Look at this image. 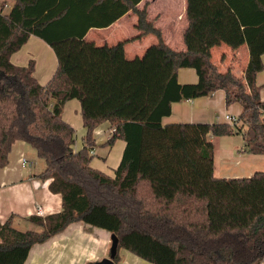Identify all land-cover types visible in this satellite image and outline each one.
I'll return each mask as SVG.
<instances>
[{
  "label": "trees",
  "instance_id": "trees-1",
  "mask_svg": "<svg viewBox=\"0 0 264 264\" xmlns=\"http://www.w3.org/2000/svg\"><path fill=\"white\" fill-rule=\"evenodd\" d=\"M139 1L13 0L7 12L0 8V167L13 143L24 141L44 162L37 176L50 179L49 190L61 196L58 212L28 217L40 231L15 228L11 216L0 221V264H23L33 244L76 221L116 234L115 262L125 249L152 264L264 263V171L215 176L208 139L241 133L243 151L264 155V100L256 83L263 68L264 0H224L249 50L242 77L211 61L206 24L195 28L199 15L191 0L183 51L163 41ZM128 11L137 16L134 38L157 37L140 57L124 53L134 38L99 46L83 39L90 28L106 27ZM30 35L51 45L58 58L44 85L33 75V60H10ZM181 67L194 68L197 81L179 83ZM218 89L227 105L241 106L233 125L161 123L172 102ZM72 98L80 102L85 128L77 150L75 130L61 116ZM104 121L113 129L105 145L125 141L113 176L90 165L93 130Z\"/></svg>",
  "mask_w": 264,
  "mask_h": 264
},
{
  "label": "crops",
  "instance_id": "crops-1",
  "mask_svg": "<svg viewBox=\"0 0 264 264\" xmlns=\"http://www.w3.org/2000/svg\"><path fill=\"white\" fill-rule=\"evenodd\" d=\"M144 6L148 20L161 31L163 41L174 50H185L183 33L188 25L187 1L140 0L137 4V8ZM191 11L199 15L195 28L206 24L204 36L206 41L212 44L211 61L217 69L222 72L230 70L236 76L242 77L249 59V50L234 12L224 0H191ZM136 23V14L128 11L106 27L90 28L83 39L96 46L112 45L119 40L132 39L140 33L135 27ZM155 43L157 37L153 33L129 40L124 44L125 56L128 59L140 57L148 46ZM261 59L263 68L256 75V83L261 86L260 97L264 100V53L261 54ZM10 60L16 65H27L29 60H33V75L42 85L47 83L58 65L57 55L51 45L34 35H30L26 42L11 54ZM197 79L194 68L181 67L177 70V81L181 84L195 83ZM240 111V104L233 102L227 105L224 90L218 89L209 95L172 102L170 113L162 117L161 123L165 125L228 122L224 114L237 117ZM61 116L74 128L75 138L77 134L84 136L85 128L79 100L76 98L67 100ZM93 135L94 156L90 165L113 176L114 169L121 159L125 141L118 138L112 145L104 144L111 135V126L107 121L96 126ZM27 146L31 147L24 141H15L6 165L0 167V221L3 222L11 216L15 228L40 231V226L32 223L28 217L58 212L61 209V196L49 190L50 179L42 180L37 176L43 170L44 163L37 161L38 170L32 169L30 160L25 156L28 153ZM81 146L82 143L77 145L74 142L73 148L77 150ZM31 148L34 151L32 154H35L33 156L37 158L35 160L40 159L34 148ZM22 158L26 159V163L22 162ZM240 161L242 159H236L233 167H221L219 175H215V172L214 175L225 178L242 177L238 173L245 172L249 166H240ZM38 209L41 213L37 212ZM110 235L106 229L82 221L72 222L45 241L33 244L23 264H87L98 261L108 256ZM121 250L124 251L123 254L120 253ZM115 263L152 264L125 249L119 250V260Z\"/></svg>",
  "mask_w": 264,
  "mask_h": 264
},
{
  "label": "rangeland",
  "instance_id": "rangeland-1",
  "mask_svg": "<svg viewBox=\"0 0 264 264\" xmlns=\"http://www.w3.org/2000/svg\"><path fill=\"white\" fill-rule=\"evenodd\" d=\"M13 0H0V8L3 12H7L12 5ZM240 125V124H238ZM208 139L213 144V160H214V172L215 175H219V169L221 167H233L235 165L236 159H242V161L239 162L241 164L240 166H249L247 167L245 172H239V176H246L247 174H250L254 171H264V155L261 156H254L249 155L245 151H243V141H242V135L241 133H233L231 135L226 136H209ZM75 142L77 145H80L82 143V137L80 134L76 135ZM28 147V153L25 154V156L30 160V164L32 169L38 168V162L41 161V163H44L42 159L35 160L36 156H33L35 154L33 149L29 146ZM220 166V168H219ZM38 170V169H37ZM32 227H36V225H32ZM20 230H33V229H23L20 227ZM38 229H40L38 227ZM35 230V229H34ZM120 253H124L123 250L120 251Z\"/></svg>",
  "mask_w": 264,
  "mask_h": 264
},
{
  "label": "water",
  "instance_id": "water-1",
  "mask_svg": "<svg viewBox=\"0 0 264 264\" xmlns=\"http://www.w3.org/2000/svg\"><path fill=\"white\" fill-rule=\"evenodd\" d=\"M117 246H118V237L116 236L115 233H111L108 256L103 257L98 261L89 262L87 264H116L114 261V257L117 253Z\"/></svg>",
  "mask_w": 264,
  "mask_h": 264
},
{
  "label": "built area",
  "instance_id": "built-area-1",
  "mask_svg": "<svg viewBox=\"0 0 264 264\" xmlns=\"http://www.w3.org/2000/svg\"><path fill=\"white\" fill-rule=\"evenodd\" d=\"M224 118L231 124V125H233L235 122H237V117H232V116H230L229 114H224ZM113 129L111 128V131H112ZM92 152V151H91ZM22 162L23 163H26V159L25 158H22ZM37 212L38 213H41V210L40 209H38L37 210Z\"/></svg>",
  "mask_w": 264,
  "mask_h": 264
}]
</instances>
